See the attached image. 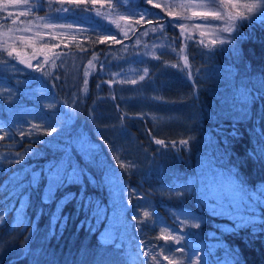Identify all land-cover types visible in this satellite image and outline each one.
Here are the masks:
<instances>
[{
	"label": "trees",
	"instance_id": "1",
	"mask_svg": "<svg viewBox=\"0 0 264 264\" xmlns=\"http://www.w3.org/2000/svg\"><path fill=\"white\" fill-rule=\"evenodd\" d=\"M39 2L29 17L0 11V33L45 13L105 26L92 12L56 13L58 3ZM171 2L121 0L115 9L147 11L152 26L166 23L162 34L143 35V23L129 18L127 38L113 30L119 44L95 42L91 32L79 44L87 52L53 43L81 58L76 77L60 60L42 75L0 56L9 61L0 64V264H141L149 259L141 251L161 246L182 248L174 255L184 264H264V20L242 22L237 39L210 51L153 6ZM15 45L22 56L33 52ZM144 68L136 85L107 83L139 80ZM70 166L76 183L55 186ZM211 185L216 199L207 197ZM167 227L180 244L156 239Z\"/></svg>",
	"mask_w": 264,
	"mask_h": 264
},
{
	"label": "snow or ice",
	"instance_id": "2",
	"mask_svg": "<svg viewBox=\"0 0 264 264\" xmlns=\"http://www.w3.org/2000/svg\"><path fill=\"white\" fill-rule=\"evenodd\" d=\"M124 3H127L128 0H123ZM148 4H153V0H146ZM53 3H58L60 7L54 9L56 13H70L76 12L77 10L81 12H95L97 17H101L102 19H110L115 12V9L121 7V0H48V5L51 8ZM21 5L26 6L24 10L19 12V16H33L34 9L37 7L34 3H30V0H6V3L3 9L0 11H6L9 6H16L19 7ZM67 5V6H66ZM89 5L91 7H89ZM99 5V7H97ZM156 8H161L162 11L166 13L167 16H172L173 20L170 21V24L178 27L180 29V35H185L186 38L191 39L192 32H197L199 34V44L205 48H208L210 51L217 47L222 46L227 43L233 42L240 36V27L242 22L248 21L253 18H258L264 20V0H251V2H244L241 3L240 0H172L171 3H166L161 5L156 3L153 5ZM139 15L140 20L135 21L136 24H139L141 20H144V17L148 15V12H129L127 15H117L115 19H111V23L115 24L116 27L123 33L124 37L127 38V31L125 28H122L119 21H129L130 16ZM12 13H8V17H11ZM51 16L49 13H45L44 16H35V21L29 19L27 21H22L21 23L25 24L23 28H12L7 27L0 35L4 37H8L9 33L13 32H24L29 33L33 32V25H35L36 29H67L69 32L73 30V24H57L51 22ZM58 19H63V17H58ZM163 19V18H161ZM183 21V22H181ZM189 21H199L198 23H188ZM42 22V23H40ZM146 23L151 24L152 21L148 20ZM12 24H16V20H12ZM101 25L99 23L95 24L93 31L95 28H100ZM126 27L130 31H135V29L131 28V22L129 21L126 24ZM152 32H161L163 33L164 24L157 21L156 25L152 26L150 29ZM77 33H84L87 32L88 29L77 28L75 29ZM149 30H144L143 35H148ZM235 33V36L232 34ZM224 34H228L225 36ZM45 35H50V33H42L41 31L37 30L33 32V35H19L15 37H8L9 39H14L20 41L21 44L27 45L33 48V52L30 56L26 54L24 56L21 55V52L17 49L15 43L9 44L8 39H0V56H3L4 53L7 54V58H12L17 60L20 64H24L27 68H31L34 71L40 72L42 75L48 74L45 71L44 66L46 64H51L53 68L57 67V60L61 61L63 64L62 56L67 55L68 53H58L54 50L59 47V45H51L49 46L47 43H44L40 46L39 49L36 48V41L43 40ZM96 41L98 43H108L111 42L113 44L121 43L120 40L116 39V35L113 34L110 28L103 27L101 32L96 33ZM231 37V40L229 39ZM72 39L75 40V35L72 36ZM139 43V41H137ZM67 47V45H65ZM78 51L80 52H87V49L82 47L81 45H77ZM176 51V49H172ZM180 52H183V49H180ZM51 53V56L48 54ZM39 55H43L44 59L41 61L38 59ZM163 55V53H161ZM154 59H160V56L153 55ZM98 57L95 53L92 55V59L88 61V67L93 66V61L97 60ZM184 61V67H187L188 64V57L182 56ZM32 60H37L36 64L31 63ZM9 61L8 59H0V64H7ZM171 67H178L177 64H172ZM15 69V65H13ZM149 70L147 68L143 69V75L139 76V80L133 79H120L117 80H110L107 83L114 84H131L136 85L140 81H144L145 78L148 76ZM116 76H119L120 73H115ZM191 76V72L188 73ZM83 91L87 93L88 91V79L89 71L88 68H85L83 73ZM99 87V84L97 85ZM10 94V93H9ZM264 95V93H261ZM115 99V97H113ZM257 99V97H253V100ZM49 107H53L49 105ZM143 115V114H139ZM124 117H121L123 119ZM38 125H34L33 128H38ZM56 129L54 127L51 128V131L47 133V135H51L52 132H55ZM23 134V133H22ZM4 139L3 136H0V140ZM155 143L161 145L162 147H166L165 140L163 139H155ZM175 141L172 142V145L175 146ZM181 144L187 145L189 143L188 140H181ZM264 155V152L261 153ZM124 166V165H122ZM78 170L72 168L70 166L69 170H66L63 175L59 172L52 178V182L57 187H63L65 184L76 183L75 177L78 175ZM74 198V194L67 193L65 199ZM143 215L145 217L149 216L148 212H144ZM134 219L136 217H133ZM2 219V217H0ZM264 223V221H261ZM195 227H199V225H195ZM237 227H241L240 224H237ZM255 231V229H253ZM158 240H162L165 243L171 241L174 244H180L183 240V237L179 235H173V233L167 229L162 228L160 229V235L156 237ZM144 242L141 241V244ZM167 251L170 254H165V249L161 246V250L157 254H152L148 251H143L142 255L144 257L149 258L148 260H144L141 264H161V258L163 261H166L167 264H184L183 260L177 259L174 253L179 252L183 254L182 248H168ZM184 259H188L185 257Z\"/></svg>",
	"mask_w": 264,
	"mask_h": 264
},
{
	"label": "rangeland",
	"instance_id": "3",
	"mask_svg": "<svg viewBox=\"0 0 264 264\" xmlns=\"http://www.w3.org/2000/svg\"><path fill=\"white\" fill-rule=\"evenodd\" d=\"M241 3H244V2H251V0H240ZM6 3V0H0V8H3L4 5ZM30 3H34L35 5L39 6L40 5V2L39 0H30ZM26 6L24 5H21L19 7H16V6H9L7 8V10H12L14 12H17L19 13L20 11L24 10ZM131 12V11H129ZM128 11L126 10H115V12L113 13V16L110 18V19H102L101 17H97L95 15V12L93 11V15H95L96 18H98L100 20L101 23H104V27H108L111 29V31L113 32V30H117V32H119L120 34H123L120 32V30L116 27L115 24H112L110 21L111 19H115L117 15H127L129 13ZM141 12H144V11H136V13H141ZM130 18L134 19V20H140V17L139 15H134V16H130ZM75 18H72V17H69L65 20L63 19H56L55 17L51 19V22L53 23H57V24H68V23H72L73 24V30L71 32H69V30L67 29H60V28H56V29H45V28H41V29H36L35 28V25H33V32L39 30L41 31L42 33H50V35H45L43 37V40H37L36 41V48H40V46L44 43H47L49 46L53 45V43H56L57 41H60L64 44H71V45H77V44H80L82 43L83 39L87 38V34L88 32H91L93 34H96L97 32H101L102 31V24H101V27L100 28H95V31H93V28L95 26V24L99 23L98 20L97 21H90L89 23L87 22H80L78 20H74ZM149 19V16H145L144 17V20H141L140 22L143 23V26L144 28L143 29H148V28H151V26L153 25L152 23L151 24H147L145 23L146 21H148ZM258 19V18H256ZM158 20H161V19H158ZM35 21V20H33ZM160 23H163L164 25L166 24L164 21H159ZM183 22V21H181ZM199 21H189L188 23H198ZM42 23V22H40ZM120 25L122 28H125V31H128V28L126 27V24L129 23V21H119ZM157 23V21H156ZM155 23V25H156ZM100 24V23H99ZM25 27V24H17V26H15L14 28H23ZM77 28H82V29H88L87 32H84V33H77L75 31V29ZM33 32H29V33H24V32H13V35L11 37H15V36H19V35H27V36H31L33 35ZM75 35L76 39L73 40L72 39V36ZM225 36L227 34H224ZM8 39V41L12 40V44L15 43L16 41L18 40H14V39H9V38H6ZM19 44L20 41H18ZM22 48H24V46L26 45H23L21 44ZM62 59H64V67L66 68V70H68L69 72V76L72 77H76L77 76V66H78V63L80 61V57L79 56H75L73 53H68L67 55H64L62 57ZM76 70V71H75ZM211 177V176H209ZM213 184V183H212ZM212 186V185H211ZM211 192L208 191L209 188L206 190L207 192V197H213L216 199V196H220V191H218V188L216 187V185L212 186L211 188ZM167 229H169L167 227ZM173 233V232H172ZM173 235H178L176 234L175 232L173 233Z\"/></svg>",
	"mask_w": 264,
	"mask_h": 264
},
{
	"label": "water",
	"instance_id": "4",
	"mask_svg": "<svg viewBox=\"0 0 264 264\" xmlns=\"http://www.w3.org/2000/svg\"><path fill=\"white\" fill-rule=\"evenodd\" d=\"M143 251H141L140 253H142Z\"/></svg>",
	"mask_w": 264,
	"mask_h": 264
}]
</instances>
